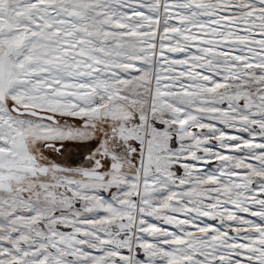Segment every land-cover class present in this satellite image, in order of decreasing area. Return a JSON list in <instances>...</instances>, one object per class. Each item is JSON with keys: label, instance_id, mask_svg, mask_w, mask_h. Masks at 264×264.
Wrapping results in <instances>:
<instances>
[{"label": "snow or ice", "instance_id": "obj_1", "mask_svg": "<svg viewBox=\"0 0 264 264\" xmlns=\"http://www.w3.org/2000/svg\"><path fill=\"white\" fill-rule=\"evenodd\" d=\"M0 264H264V0H0Z\"/></svg>", "mask_w": 264, "mask_h": 264}]
</instances>
